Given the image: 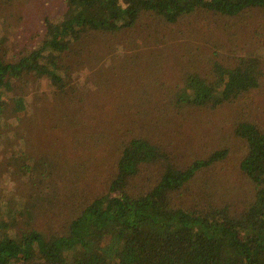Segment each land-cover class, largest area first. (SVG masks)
Here are the masks:
<instances>
[{"label": "rangeland", "instance_id": "rangeland-1", "mask_svg": "<svg viewBox=\"0 0 264 264\" xmlns=\"http://www.w3.org/2000/svg\"><path fill=\"white\" fill-rule=\"evenodd\" d=\"M64 12L62 0H0V56L11 60L29 52L44 38V22L54 24ZM248 55L261 59L255 88L213 109L185 107L178 112L174 95L187 73L212 80L214 64L233 66ZM59 62L68 68L64 83L27 74L16 81L25 110L15 112L10 102L0 121L1 210L17 208L21 224L66 222L107 189L122 145L133 136L162 143L182 167L214 149H227L224 160L198 173L183 203L197 210L232 204L237 212L249 202L251 183L237 171L246 142L236 124L254 122L264 129L262 9L228 16L197 8L175 23L145 15L130 29L83 33ZM141 64L138 73L127 70ZM121 72L132 80L150 76L145 84L150 101L138 102L126 85L105 86ZM96 87L104 91L92 102ZM105 89H115L114 98ZM18 147L41 163L44 181L51 186L48 212L38 209L35 219L23 205L29 200V178L9 152ZM140 179L147 182L146 175Z\"/></svg>", "mask_w": 264, "mask_h": 264}, {"label": "trees", "instance_id": "trees-1", "mask_svg": "<svg viewBox=\"0 0 264 264\" xmlns=\"http://www.w3.org/2000/svg\"><path fill=\"white\" fill-rule=\"evenodd\" d=\"M62 1L64 15L54 24L44 22V38L36 47L11 60L0 56V121L10 102L15 112L25 110L16 81L27 74L64 83L68 68L59 62L61 53L85 32L130 29L145 15L175 23L197 8L228 16L248 8L264 12V0ZM141 66L134 69L131 65L127 70L138 73ZM212 72L218 80L198 73L184 76L174 95L178 112L185 107L213 109L255 88L262 75L261 59L248 55L233 66L216 63ZM124 76L119 73L105 86L126 85L132 98L150 101L145 86L150 76L145 81ZM100 91L104 88L91 92L92 102ZM106 91L114 98L115 89ZM236 133L246 142L237 171L253 189L241 211H232L237 207L232 204L197 210L183 203L184 195L194 190L198 173L224 160L227 149H214L182 167L171 160L162 143L133 136L122 145L107 189L66 222H49L46 227L31 221L21 224L16 219L17 208L0 209V264H264V129L241 121ZM9 152L29 178V200L23 205L35 219L38 209L48 212L51 186L44 181L39 161L19 147ZM144 175L147 182L140 179ZM55 187L54 183L53 190Z\"/></svg>", "mask_w": 264, "mask_h": 264}]
</instances>
